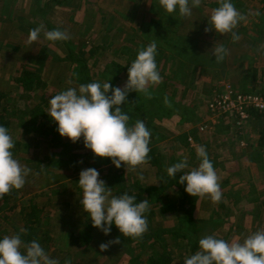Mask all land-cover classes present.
<instances>
[{
  "label": "rangeland",
  "instance_id": "rangeland-1",
  "mask_svg": "<svg viewBox=\"0 0 264 264\" xmlns=\"http://www.w3.org/2000/svg\"><path fill=\"white\" fill-rule=\"evenodd\" d=\"M40 2L47 8L40 10ZM48 3L50 4L49 0H0V91L9 92L12 97L8 111L26 113L24 117H20L18 123L16 118H12L10 135L14 139L12 150L14 157L20 161L22 166L32 170L27 180L31 181L33 192L26 195L20 194L17 201L27 204L32 199L40 209H43L41 225H44L46 231L50 229L49 236L52 239L45 246L48 247L45 251L49 257L57 260L58 264L63 263L66 256H70L78 264L80 262L81 264H123L128 258L126 249H119L118 242L120 241L113 242L110 234L104 235L96 228L91 229V241L93 245L99 247L107 243L106 249L99 248V252L94 247H85L76 250L77 254H75L68 245L69 235L76 233L86 223V213L82 212L80 204L77 203V195H82L77 184L79 172L82 169L95 168L100 173L99 178L106 184L112 172H120L123 166L113 169L114 166L110 162L95 166L93 161L85 166H81V162L74 163V168L73 165L67 166L68 162H65L67 163L64 164L65 166L54 164L55 157H67V152H72V155H80L84 152L82 151L83 146L82 149L77 147L83 144L82 138L72 143L67 138L60 137L55 130L53 136L59 144L56 148L48 145L51 144L49 137L37 136L40 142L35 141L36 138L33 137V145L30 144V147L24 148L20 143L21 135H24L25 131H22L18 124L30 120L27 116L29 110L36 107L34 108L35 126L38 127L40 123L50 121L46 113L48 99L69 87H78L73 78H68L59 87L45 86L43 88L42 86L39 88L43 89L42 91L36 90L24 94L25 92H20L15 88L14 79L18 78V69L21 64L24 60L35 59L36 51L33 48L35 45L26 43L27 34L30 29L39 26H42V34L59 29L55 27V20L65 21L71 25L70 29L75 38H79L81 31L85 33L86 30L89 31V36L84 38L82 48L86 49L89 46L94 52L83 58L86 62V70L83 73L89 79L92 77V80H101V83H104L107 81H102L99 74L102 71H109L111 75L113 73L111 82L115 87L124 86L127 74L123 73V68L135 59L137 51L152 40L157 41L156 62L163 78L162 82L160 86L150 90L151 98L141 93H134L131 99L133 93L130 92L127 101L133 100L139 107V111L145 114L149 121H152L146 125L152 134L149 147L150 151L158 157L162 171L159 167L146 162L139 165L142 172L144 168L149 167L153 169V175L141 176L137 166L134 176L131 179L127 178L126 183L138 182L142 190L164 187L161 177L168 176L167 168L187 158L190 167L184 171H190L192 167L199 164L196 149L204 146L213 162L223 193L219 203H213L208 198L192 197L187 194L191 198L192 207L198 205L199 209L193 213V217L199 223V230L195 235L187 236L192 237L189 245L187 241L180 239L175 240L176 247L173 246V242H167L172 252L171 264H183L184 259L192 254V247L196 245V251L199 239L205 235L215 234L233 243L242 241L244 237L258 229H264V161L259 165L263 168L256 171L253 168L250 171L248 165V155L255 152L254 145L259 140L254 122L247 123L244 126L245 130L238 131L235 124L237 119L234 116L225 115L221 110L214 112L215 110L211 109L213 97L224 96V86H230L236 93L241 91L240 88H249L253 89V93L257 96L264 95V0H233L236 8L246 15L256 10L262 13L258 17L251 15L247 22H242L237 26L235 32L239 39L235 41L231 34L220 35L213 31H205L208 27L207 19L219 6V0H201L199 10L194 8L192 17L187 19L177 14H168L159 6L158 0H67L55 9L48 8ZM151 7L155 12L151 11ZM143 20L147 22L149 20H177L175 28L164 30V32L175 31V35L171 37L182 41L183 48L188 46V35L192 36L194 33V36L199 34L204 50L211 51L216 44H223L229 50V54L224 61L219 63L216 61L212 63L210 60L202 61V67H199L201 72L192 75L194 79L190 81L191 75L189 76L186 71L184 61L187 53L183 54L181 48L175 50L165 47L166 42L162 41L164 39L160 40L156 32H153L151 36H145L141 28ZM184 20H188V23ZM155 24H159V21ZM114 34L118 36L115 37ZM161 34V36L170 37L169 34ZM9 40L14 44H4ZM76 41L74 40L73 43L77 46L79 43ZM46 42L48 54L45 61L49 62L48 72H50L49 75L56 76L54 69L61 72L65 68L56 66L58 63H63L59 59L63 57L61 52H65L66 49L60 46V41ZM36 44L41 45L39 41ZM137 45L140 46L138 50ZM125 47L127 50L124 49ZM173 50L174 53L171 54ZM67 63L72 64V69L69 68L68 73L76 70L77 60H69ZM112 64H115V67L110 68ZM120 68H122L121 71ZM251 68L256 71L254 75L256 81L251 83L253 87L249 84L251 78L248 76ZM241 82L244 83L241 84ZM165 97L169 99L170 104L164 103ZM128 113L133 114V111H128ZM236 144L240 149L235 146ZM103 161L101 160V163ZM42 164H45V172L36 178L33 173L37 171L38 165L42 166ZM180 175L182 173L175 175L174 179L177 183ZM45 182L49 185L41 187V184ZM178 184L185 187L183 184ZM163 195L165 197L160 202L161 204L149 203V210L145 214L148 228L150 226L152 231H175L180 216L175 217L172 214L176 212L185 216L180 200L181 195L172 189L165 190ZM169 203L175 206L166 210ZM10 216L13 218L10 223L3 222L0 218L2 236L16 234L13 228L17 222V218L15 219L17 214L13 213ZM202 222H207V225ZM183 233L185 234V231ZM131 245L134 248L133 254H135L138 245L136 243ZM116 250L122 256L117 263H114L115 256L113 255Z\"/></svg>",
  "mask_w": 264,
  "mask_h": 264
},
{
  "label": "clouds",
  "instance_id": "clouds-1",
  "mask_svg": "<svg viewBox=\"0 0 264 264\" xmlns=\"http://www.w3.org/2000/svg\"><path fill=\"white\" fill-rule=\"evenodd\" d=\"M159 6L168 14H177L190 18L193 9L199 8L201 0H158ZM251 15L260 16L256 10L248 15L240 12L233 0H219L207 19L205 31L216 34H231L238 40L235 29L247 22ZM42 26L30 29L26 43L31 45L40 37ZM48 41H66L71 39L67 31L59 29L47 31ZM157 41L154 39L141 47L136 57L127 67V79L124 86H112L109 81H93L69 87L48 99L47 115L55 125V131L62 138L76 143L81 140L83 147L94 157L108 158L117 169L122 166L135 170L149 159L151 131L143 120L129 124L130 117L120 105L125 104L130 92L141 93L151 98V89L162 82L158 70ZM229 50L223 44L211 48V55L217 63L224 61ZM166 105L170 104L167 97ZM14 139L9 130L0 126V198L14 190L22 189L31 169L22 166L13 154ZM199 164L190 171L188 159H182L169 166L167 175L185 185L184 191L192 197L208 198L219 203L223 193L217 172L204 146L196 149ZM95 168L82 169L77 181L82 196L80 207L92 227L108 235L115 226L120 234L132 239H140L148 230L146 212L149 210L147 199L137 202L136 197L124 193L116 196L99 178ZM142 178V177H141ZM108 244H101V250ZM0 264H58L50 258L37 240L25 242L21 234L0 237ZM183 264H264V229L247 235L242 241L230 243L215 234L205 235L198 241L197 250L186 257Z\"/></svg>",
  "mask_w": 264,
  "mask_h": 264
},
{
  "label": "trees",
  "instance_id": "trees-1",
  "mask_svg": "<svg viewBox=\"0 0 264 264\" xmlns=\"http://www.w3.org/2000/svg\"><path fill=\"white\" fill-rule=\"evenodd\" d=\"M66 1L67 0H49L50 4L48 3L49 4L48 8L55 9L56 7H58L59 5L63 4ZM39 8L40 10H42V9L47 8V6L40 2ZM195 9L199 10V8H195ZM151 11L155 12L154 10H152V7H151ZM133 15H135V13ZM158 21H159V24H155ZM184 21H187L188 23V20H184ZM148 22L147 20L142 21L143 24L141 28L143 29V33L145 34V36L147 35L151 36L153 32H156L157 35H159V37L161 38L159 39L160 40L164 39L162 41L166 42L165 47L172 48L175 50L181 48L183 49L182 50L183 54L187 53L184 57V61L186 62V71L188 72L189 76L191 75L190 81H193L194 79L193 76L195 74L201 72L199 67H202L201 65L202 61L207 62L210 60L212 63L215 62V57L211 55V51L204 50L205 48L201 46V42L199 40L200 39L199 34H195V36H194V33L192 34V36L189 34L187 37L188 46L186 48H183L184 43L182 41L175 39L176 37L175 38L171 37L175 35V31L164 32V30L168 31V30L175 28L177 25V20H149ZM201 24H203V22ZM155 29H157L158 31ZM160 32L164 34H169L170 37L161 36L162 34ZM37 41L40 42L41 44L40 46H37L36 44ZM37 41L32 43L33 45H35L33 47L34 50L36 51L35 59L34 60L32 59L24 60V62L21 64V66L18 69V73H19L18 78L14 79L15 81L14 85L17 90L19 89L20 92H25L24 94L35 92L36 90L42 91L43 89H39L42 86L43 88L45 86L53 87L54 85L53 83L55 79H57L56 80L57 82V81H60V79L61 80L64 79L65 77L71 78V79L73 78V80L77 83V85L86 84V83L95 81V80H92V77L89 79L83 73L86 70L85 60H83L78 55L75 56V54H73L70 51H67V56L65 57L69 60H77L78 70L76 68L75 71H70L69 73H68V69L62 70L60 72L61 75H59L57 72L56 76L52 75V77L49 78V73H50L48 72L49 62L45 61L47 54H48V51L46 50L47 48L46 41L48 40H46L45 34L41 33ZM4 44L11 45L14 43L10 42L9 40L7 42H4ZM75 46L76 45L74 44L73 47ZM139 47H140L139 45L136 46L137 50L139 49ZM124 49L127 50V47H125ZM173 53H174V50L171 52V54ZM170 60H171V57H170ZM113 67H115V64H112V67L110 68H113ZM127 67L128 66L123 68V73L127 74ZM71 69L72 68H70V70ZM42 70H44V72H42ZM121 70L122 68H120V71ZM248 73H249L248 76H250L251 79H249L250 83L249 82H246V83H249L250 86L253 87L252 81H256V77L254 76L256 74V71L251 68ZM109 75H111L109 71H106V72L102 71L99 74V76L103 79L102 81L104 80L107 82L109 81V83L113 86L111 82L113 73L111 77L107 78V76ZM99 82H101V80ZM243 83L244 82H241V84ZM161 86H163V84H161ZM242 87H245V86L242 85ZM240 90L242 91V92L241 91L239 92L241 94H245V95L254 94L253 89L240 88ZM244 92H249V93H244ZM132 93L133 94H131V97H130L131 99H132V96H134L135 92H132ZM11 101H12V97L10 96L9 92L0 91V126L6 127L9 130V133H11L12 131L11 129L12 123H13L12 118L13 117L16 118L17 123H18L20 117H24L26 115V113H21V112L15 113L14 110L8 111V106L10 105ZM120 106H121V109L125 110L127 113L128 111H133V114L128 113L130 117V120H129L130 125L134 124L135 121L137 120H143L146 125L149 122H152L148 120L145 114H142L139 111V107L135 105V102L133 100H128L126 101L125 104H122ZM34 108L36 107H33L31 110L27 112V116L30 117L29 118L30 120L28 122H23V123L18 124L20 126L18 127L22 131H25L24 135H21L20 143L22 144L24 148L30 147L31 146L30 144H32V141H33L32 140L33 137L36 138L35 141H39L37 140V136H41L44 138L49 137L51 144H48L49 142H47V144L49 146H52V148H56L57 146H59V144H57V139L53 136V131L55 130L56 125L52 121L47 120L45 121V123H42V124L40 123V125L36 127L35 126L36 113H35ZM246 114L248 117V123L254 122L255 129L257 133L259 134V137H258L259 140L258 142H255V145H254L255 152L253 154L248 155L249 167L251 169L252 168L255 169L256 171L257 169L259 170L263 168L262 166H259V165L262 164L264 161V112H257L253 109H247ZM243 129L245 130L246 128L243 127ZM17 145H19V143ZM82 146L83 144L77 147L82 149L81 148ZM235 146L238 149H240L239 145L236 144ZM83 149L84 150L82 151L84 152H82L80 155H72V152L71 153L67 152V157L65 156L55 157L54 164L65 166L64 164H67L65 162H68L67 166L73 165V168H74V163H77V162H81V166L89 165L91 161H93L95 166L105 165L110 162L108 158L104 159V158L94 157L89 150H86L85 148ZM148 156H149V159L147 160V162H150V164L154 165L157 168L159 167V169L162 171L161 163H159V159L156 155H154V152L150 151ZM101 160H104V161L101 163ZM44 167H45V164L44 165L42 164V166L38 165L37 171H34L35 173H33L36 178H38V176H42L41 173L45 172ZM114 168L115 167H113V169ZM133 176H134V170L128 168V166H125L122 168L120 172L119 171L112 172V174L109 176L110 179L108 178L107 180L108 182H106V186L111 188V192L113 195L119 196L124 193H128L129 195L135 196L137 202L148 199V202L150 204H153V203L161 204L160 202L162 201L163 197H165V195H163L165 190L170 191V189H172V191L173 190L178 191L179 194L181 195L180 200L182 204V209H184V212H185V216H182L181 213H176L175 210H172L173 212H175L172 214L173 216L175 217H177V215L180 216L179 221H178L177 230L164 231V232L163 231H152L149 226L146 233L140 239H132L129 237H124L120 234L118 229H116L115 226H113L111 232L109 233L111 235V239L113 242H116V243L120 241L118 242L119 249L120 248L126 249L125 251L128 254V258L123 264H171L172 262L171 253L172 252L170 250V245L167 242L169 241L173 242L174 247H176L175 240H179V239L187 241L188 245L190 244L192 237H187V236L195 235L196 233H198V230H199V223L197 219L193 217V213H195L199 209L198 205H195L194 207H192L191 198L184 191V188L177 183L176 179H173L169 176H162L161 182L163 183L164 187L158 186L153 189L142 190L141 188H139L138 182H130L129 184L126 183L127 181L126 179L127 178L131 179ZM54 177H56V175H54ZM27 181L28 180L26 178V183L22 189L14 190L10 194H7L3 196L2 198H0V214L2 213V216L0 218L3 219V222L10 223L11 219H13L11 218L10 215H13V213H16L17 216H15V219L17 218V222L15 225V228H13L15 229V233L21 234L22 239L26 243L32 240H37L42 245L44 250H46V248H48V247H45L46 244H48V242H50L52 239L49 236L50 229L47 230L48 231L47 232L44 229V225H41L42 223L41 222V218H42L41 212L43 211V209H40L38 205L32 199L28 201L27 204L17 201V197L21 196L20 194L26 195V194L33 192L31 189L32 188L31 181H28V182ZM47 185H49V183L45 182L44 184H41V187L43 186L45 187ZM60 188H64V187H60ZM143 194L145 195L143 196ZM81 196L82 195H77L78 201L81 199ZM143 197H147V198L144 199ZM174 206L175 204H173L172 206V203H169L167 205L166 210L167 209L170 210ZM85 222H86L85 225L81 229H78L76 233H73V234L71 233L69 235L68 245L69 247L72 248V250H74L75 254H77L76 250H79L85 247H94L95 250L97 249L100 252L99 250L100 247L93 245L91 241L92 239L90 237V232H91V229H93L94 227H92L91 221L90 219L87 218V215L85 216ZM202 224L207 225V222H202ZM183 231H185V234L183 233L184 235L182 234ZM188 233H191V234H188ZM0 237H3L1 233H0ZM133 243H136L138 245V250L136 251L135 254H133L134 248H132V245H131ZM193 247H192V254L195 252L196 245ZM138 251H140L139 254H138ZM113 256H115L114 263H117V260L122 256V254H120V252L116 250ZM61 264H78V263L76 262V260L70 258V256L68 257L66 256V260Z\"/></svg>",
  "mask_w": 264,
  "mask_h": 264
},
{
  "label": "built area",
  "instance_id": "built-area-1",
  "mask_svg": "<svg viewBox=\"0 0 264 264\" xmlns=\"http://www.w3.org/2000/svg\"><path fill=\"white\" fill-rule=\"evenodd\" d=\"M222 97L218 95L213 97L211 109L215 110L214 112H219L221 110L225 115L234 116L237 119L235 124L239 129L238 131H241L248 123L246 114L247 109L264 112V95L257 96L255 94L245 95L236 93L230 86H224V96Z\"/></svg>",
  "mask_w": 264,
  "mask_h": 264
},
{
  "label": "crops",
  "instance_id": "crops-1",
  "mask_svg": "<svg viewBox=\"0 0 264 264\" xmlns=\"http://www.w3.org/2000/svg\"><path fill=\"white\" fill-rule=\"evenodd\" d=\"M60 21L61 20H55V27H59V30L67 31L70 34L71 39L66 40V41H60L61 42L60 46H65L66 50H65V52H61L62 55H63V57H62L63 59H59V60H62L61 61V62H63L62 64H66L67 66H64V65L58 63L56 67H65L63 70H66V69L72 68L71 67L72 64L71 63H67V62H69V59H67L65 57V56H67V51H70L73 54L80 56L82 59L84 57L86 58L88 55H92V52H94V51H92L90 49L91 47H89V46H87L86 49L82 48V45H84V38L89 36V31L88 30L85 29L86 33L81 31V33L79 34V38L78 37L75 38V35L72 33V30L70 29L71 25L67 24L65 21L64 22H62V21L60 22ZM114 36L117 37L118 34H116V35L114 34ZM74 40H77L76 43H79L75 47H73V45H74L73 41ZM79 49H82V50H79ZM54 70H55V73L58 72V74L61 75V73L58 70H56V69H54ZM51 77H52V75H49V78H51ZM67 79L68 78L65 77L64 79H62V80L60 79V81H57V82H56L57 79H55L54 83H53L54 84L53 87H59ZM248 165H249V162H248ZM138 167H139L141 176H152L153 175V169L147 167V168H144V172H142L141 166H138ZM250 171H252L251 168H250ZM79 195H81V194H79ZM77 203H79L78 200H77Z\"/></svg>",
  "mask_w": 264,
  "mask_h": 264
}]
</instances>
